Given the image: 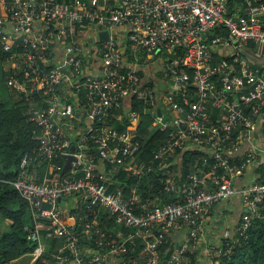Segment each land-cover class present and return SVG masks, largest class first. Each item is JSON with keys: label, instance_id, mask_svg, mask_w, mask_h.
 <instances>
[{"label": "built area", "instance_id": "1", "mask_svg": "<svg viewBox=\"0 0 264 264\" xmlns=\"http://www.w3.org/2000/svg\"><path fill=\"white\" fill-rule=\"evenodd\" d=\"M263 2L0 0V50L10 70L6 85L27 98L26 113L36 126L37 147L23 155L11 184L32 211L30 241H55L54 264H105L154 228L159 233L145 242L143 264H182L199 252L212 211L233 197L243 208L238 235L264 221V174L236 187L255 160L253 146L238 162L231 156L251 141L264 118V70L254 65L264 62ZM106 30L108 40L99 42L97 34ZM142 56L161 58L160 96L138 71ZM39 93L42 105L33 99ZM132 100L166 134L149 165L135 164L142 145L139 115L129 111ZM122 118L128 125L119 132L112 123ZM185 153L192 157L183 173L175 165L179 158L181 167ZM68 155L73 161L62 175ZM37 158L45 165L41 178L33 168ZM60 158L62 166L54 163ZM124 163L138 181L156 163L163 193L149 200L140 197L137 185L126 197L117 187L110 191L112 173ZM69 199L79 214L67 213ZM92 208L113 218L114 243L99 228L104 223L97 211L91 219L83 216ZM181 228L183 238L164 258V235ZM229 236L222 234L223 240ZM220 247L221 242L206 248L210 264L226 255ZM33 253L36 261L43 251L36 247Z\"/></svg>", "mask_w": 264, "mask_h": 264}, {"label": "trees", "instance_id": "2", "mask_svg": "<svg viewBox=\"0 0 264 264\" xmlns=\"http://www.w3.org/2000/svg\"><path fill=\"white\" fill-rule=\"evenodd\" d=\"M245 45L247 50L252 51V43H246ZM245 53L249 55L248 51ZM6 58L7 54L0 50V227L4 225L3 232L0 234V264H11L33 253L37 247L36 243L30 241L31 231L34 228L30 206L14 190L11 184L17 178L18 166L23 155L32 153L37 147V143L32 136L33 132L36 131V126L29 120L26 113L28 107L27 98L6 85L10 76ZM257 67H261V65ZM148 87L150 89L154 88V83L150 82ZM33 99L39 105H42L41 99L44 101L41 93L35 95ZM129 111L137 112L139 115L136 135L142 147L135 155V164L149 165L153 162V153L165 143L166 134L152 127L153 119L144 114L142 105L135 100H132ZM127 125L126 118H122L118 123H112L114 129L119 132L125 131ZM195 155L197 154L195 153L193 156ZM191 157L189 153H185L182 156L184 166L185 163L191 160ZM239 160L235 161L238 162ZM54 163L62 166L64 160L62 158L56 159ZM34 167L37 177L41 178L45 171V165L40 163L37 158L33 163ZM103 167L106 170L112 169V166L106 161L103 162ZM185 172H187V169ZM259 172L260 175L264 174V164L260 165ZM159 176L160 173L156 168V163L153 171L147 173L139 181L136 177H132L130 170L127 168V163L117 165L111 176L113 186L110 187V191L117 187L123 191L126 197L130 188L137 185L140 197L152 200L163 193V188L159 184ZM167 199L172 200L170 197H167ZM92 211L98 212L100 222L110 218L108 217L110 215L100 208H92L90 211H86L83 216L91 219ZM70 213L75 216L80 213V210H71ZM6 221L8 222L7 226H5ZM99 228L111 235V242H115V227L112 218H110L108 224H103ZM227 231L230 233V238L223 240L221 235V247L219 248L220 253H226V255H220L217 258V264H264V221H254L242 236L238 235L235 229ZM158 233L159 230L154 228L151 236L145 240L136 238L134 246L131 243L125 245V252L116 257L120 261L119 264H143L145 256L144 244L149 240L155 239ZM170 233H172V230L164 235L166 242L160 245L159 248L164 258H167L170 249L180 242H173V237L169 235ZM202 242L203 240L200 245ZM49 244L51 246L48 252L42 253L34 264H54L53 253L55 252L56 243L55 241H50ZM195 256L190 255L187 262H182V264H195Z\"/></svg>", "mask_w": 264, "mask_h": 264}, {"label": "crops", "instance_id": "3", "mask_svg": "<svg viewBox=\"0 0 264 264\" xmlns=\"http://www.w3.org/2000/svg\"><path fill=\"white\" fill-rule=\"evenodd\" d=\"M92 37L91 41L93 40V34L89 32V37ZM165 58V57H163ZM161 58L150 59V57H141L140 67L138 71L148 79V81L154 83L153 91L156 95L160 96L165 92V84L164 80L162 79L160 72H159V63ZM255 66L261 65L264 69V62L255 61ZM262 122L257 124L252 139L250 142L244 143L236 152H234L232 156V160H238L244 158L246 151L253 146L255 150V160L250 168H248L247 172L240 177L236 182V187H246L248 185L254 184L260 177L259 168L261 164H264V118L260 119L259 121ZM180 159L176 160V167L180 168L181 172L186 171L187 166L183 165L181 161V167L179 165ZM83 202V201H82ZM85 203H81V207ZM74 206V201H67L66 211L70 213L71 209ZM85 206V205H84ZM78 209H74L75 211ZM243 212V208L239 198L233 197L227 202L218 205L211 213L208 222L205 225V231L203 232L202 238L203 242L199 247V252L195 256V264H210L209 258L206 256V248L210 245H220V238L224 231H233L241 218ZM112 218L111 216H108ZM110 218L106 219L103 223L108 224L110 222ZM113 219V218H112ZM113 221V220H112ZM8 222L6 221L5 226H7ZM4 225L0 227V234L3 232ZM185 234V228L178 229L176 231H172L169 235L172 238L173 242L180 241ZM50 241H46L45 239L41 238L37 243V250H42L43 253L48 252L50 248ZM90 247V248H89ZM84 245L87 252L93 251L92 245L91 246ZM55 251V250H54ZM38 253V252H37ZM37 253H30L19 260L11 263V264H34L36 259ZM55 252L53 253V257L55 258ZM26 261H25V260ZM119 259L116 257H108L105 264H119ZM74 264V263H70Z\"/></svg>", "mask_w": 264, "mask_h": 264}, {"label": "water", "instance_id": "4", "mask_svg": "<svg viewBox=\"0 0 264 264\" xmlns=\"http://www.w3.org/2000/svg\"><path fill=\"white\" fill-rule=\"evenodd\" d=\"M97 38H98L99 42H104V41L108 40L109 31L106 30V31L99 32L97 34ZM157 113L159 114L160 111L158 110ZM70 151L71 152L74 151V146L71 147ZM71 161H73V156L72 155H68V156L65 157V165H64V168L62 170V175L66 174L67 171L69 170ZM64 202H65V199L60 202V205H61L62 208H64ZM43 207L48 209L49 205L48 204H43Z\"/></svg>", "mask_w": 264, "mask_h": 264}, {"label": "rangeland", "instance_id": "5", "mask_svg": "<svg viewBox=\"0 0 264 264\" xmlns=\"http://www.w3.org/2000/svg\"><path fill=\"white\" fill-rule=\"evenodd\" d=\"M89 39L91 40V39H92V37L90 36V37H89ZM24 260H25V259H24ZM25 261H26V260H25Z\"/></svg>", "mask_w": 264, "mask_h": 264}]
</instances>
